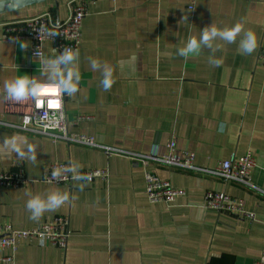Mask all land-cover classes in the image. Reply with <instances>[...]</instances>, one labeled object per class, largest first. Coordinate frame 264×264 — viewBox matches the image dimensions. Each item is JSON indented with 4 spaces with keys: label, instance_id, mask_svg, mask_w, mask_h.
I'll return each mask as SVG.
<instances>
[{
    "label": "crops",
    "instance_id": "1",
    "mask_svg": "<svg viewBox=\"0 0 264 264\" xmlns=\"http://www.w3.org/2000/svg\"><path fill=\"white\" fill-rule=\"evenodd\" d=\"M71 0H48L0 14V34L9 21L48 13L64 21ZM89 0L78 49V91L64 96L71 132L95 137L120 154L55 140L0 126V171L23 170L28 182L0 185V225L29 229L69 219L65 249L43 240L21 243L15 264H254L264 245V0ZM241 24L257 37L251 54H241L238 40L214 42L194 57L177 49L200 30ZM219 44V47H216ZM31 39H0V112L3 120L20 121L24 101L8 104L3 85L17 76L47 82L45 59L61 51L51 41L44 54H31ZM108 64L113 84L104 90L102 75L90 60ZM210 59H219L214 66ZM90 117V118H88ZM175 140L180 151L195 153L198 168L214 169L219 161L251 150L256 158L252 184L225 183L205 172L154 161L134 165L127 154L161 155ZM31 155L35 160L29 159ZM67 162L78 170L105 168L106 179L78 180L72 186L46 183L48 164ZM149 170L174 188L183 189L173 203L148 200ZM59 189L69 199L58 209L30 218L27 194ZM207 191H222L242 202L250 220L203 205ZM3 251L0 249V255Z\"/></svg>",
    "mask_w": 264,
    "mask_h": 264
},
{
    "label": "built area",
    "instance_id": "2",
    "mask_svg": "<svg viewBox=\"0 0 264 264\" xmlns=\"http://www.w3.org/2000/svg\"><path fill=\"white\" fill-rule=\"evenodd\" d=\"M195 2L196 0H191L190 8H193ZM88 3L89 0H71V12L64 21L53 22L48 13H43L23 20L6 22L3 25L0 39L7 42H17L26 38L31 39V54L34 57H37L35 55L37 49L40 52V57L43 56V43L45 41H51L59 51L64 48L78 50L82 37L83 19L88 14ZM48 30H53L58 34L55 37L50 36ZM258 59L264 64V50L259 52ZM64 96L62 92L57 91L54 84L49 83L47 91L34 98L24 100L19 122L14 123L3 120L4 113L0 112V126L30 134L47 135L55 140H64L98 148L107 156L120 154L121 151L118 149L98 143L95 137L69 130ZM12 102L9 101L8 104H12ZM127 155L134 165L146 167L154 161L176 168L211 173L222 178L225 183L237 182L248 186L252 184V175L256 166L255 155L249 150L244 155L233 154L229 159L219 161L214 169L198 168L195 165V153L178 150L175 140L168 144L166 152L161 155L154 153L143 156ZM68 167H71V165L67 162L48 164L41 176V181L72 186L78 180L106 179L109 175L108 170L105 168L64 172L57 176L52 175L53 170ZM74 176L79 178L74 179ZM27 182L28 178L23 170L18 172L0 171L1 186L20 187ZM145 183L148 200L152 203L170 204L179 195L185 193L183 189L172 187L169 181L158 178L149 170L145 172ZM203 205L218 212H230L250 220L255 218L253 212L243 209L240 200L234 199L222 191H207L203 198ZM70 235L69 219L63 215L56 216L52 222L41 223L29 229H14L9 224L0 225V249L3 251L0 255V264H15V253L23 242L32 243L39 238L50 247L65 249ZM254 264H264V245L260 257Z\"/></svg>",
    "mask_w": 264,
    "mask_h": 264
},
{
    "label": "clouds",
    "instance_id": "3",
    "mask_svg": "<svg viewBox=\"0 0 264 264\" xmlns=\"http://www.w3.org/2000/svg\"><path fill=\"white\" fill-rule=\"evenodd\" d=\"M43 31V29H42ZM58 33L48 30V35L55 37ZM238 40V51L241 54H251L256 48L257 37L251 30H244L241 24H235L231 27L218 28L215 24L200 30L199 36H190L182 47L176 51L181 57L189 58L197 56L204 47L213 48L214 42L224 41L229 44ZM219 47V44H216ZM35 55L40 58V52L37 49ZM78 50L64 48L52 59H45L44 64L47 69V82L39 81L35 77L17 76L10 81H5L3 90L5 98L9 101L22 102L28 98H34L48 90V84H54L57 91L65 95H72L78 91L79 82L78 70ZM210 63L218 66L219 59H210ZM90 67L99 71L102 75L99 83L104 90L111 88L113 84V70L106 63H100L96 59L90 60ZM33 150L29 149V159L35 160L36 156L31 155ZM77 166L60 168L53 170L52 175H61L64 172H75ZM74 176V179H78ZM28 198L25 207L33 220L39 219L44 213L55 211L60 208L68 199V193L59 189L52 190L46 194H27Z\"/></svg>",
    "mask_w": 264,
    "mask_h": 264
},
{
    "label": "water",
    "instance_id": "4",
    "mask_svg": "<svg viewBox=\"0 0 264 264\" xmlns=\"http://www.w3.org/2000/svg\"><path fill=\"white\" fill-rule=\"evenodd\" d=\"M48 0H0V14L21 10L33 4Z\"/></svg>",
    "mask_w": 264,
    "mask_h": 264
}]
</instances>
